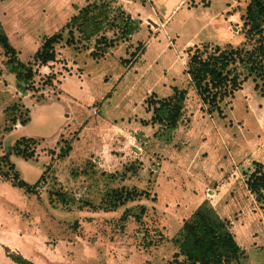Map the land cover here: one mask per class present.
<instances>
[{"label":"rangeland","instance_id":"1","mask_svg":"<svg viewBox=\"0 0 264 264\" xmlns=\"http://www.w3.org/2000/svg\"><path fill=\"white\" fill-rule=\"evenodd\" d=\"M88 0H0V27L24 62L45 36L60 30ZM141 26L94 57L88 44L55 45L56 60L37 68L34 87L18 90L14 76L0 73V155L23 135L40 140L34 158L12 155L20 176L36 193L0 178V264L21 254L35 264H177L175 236L204 201L230 222L242 248L232 264H264V206L247 185L264 166V75L248 77L210 111L187 73L195 47L245 44V12L251 0H117ZM264 34V24L262 26ZM5 56L0 48V68ZM186 90L183 121L172 140L159 127L147 99ZM29 107L28 123L5 132V108ZM60 139L71 151L60 156ZM113 175V176H109ZM147 194L102 208L112 187ZM60 188L72 204L54 199ZM94 204V207L85 203ZM143 204L141 220L121 219Z\"/></svg>","mask_w":264,"mask_h":264},{"label":"trees","instance_id":"2","mask_svg":"<svg viewBox=\"0 0 264 264\" xmlns=\"http://www.w3.org/2000/svg\"><path fill=\"white\" fill-rule=\"evenodd\" d=\"M264 0H251L245 12L248 37H256L251 47L245 44H227L195 47L187 58V73L190 81L202 99L209 104V110L219 108V101L239 89L252 75H264ZM141 19L127 12L117 0H88L57 32L45 36L33 54V62H24L11 43L6 32L0 27V48L5 56L3 69L14 76L18 90L26 93L34 87L37 68L56 60L55 45L62 40L65 44L86 45L95 39L94 57H101L119 41L128 40L137 33ZM186 90L175 89L170 95L147 99L151 116L147 122L157 124L154 136L163 144L172 140L173 133L183 121ZM7 124L5 132H11L17 123L24 125L31 119L29 107L14 102L5 108ZM40 140L33 136H21L8 152L0 155V178L9 181L13 187L36 193L37 184L23 179L11 156L25 160L34 158L35 147ZM60 156H66L72 149L70 139H60ZM256 167L247 179L248 188L264 206V166L254 162ZM109 176H113L110 175ZM52 199L62 204H72L75 198L66 191L50 190ZM147 194L136 187H112L102 197L101 206L114 210L118 206ZM85 203L94 207L88 200ZM146 211L143 204L127 207L121 219L133 217L141 220ZM177 247L172 259L177 264H232L242 253V248L230 228V222L220 216L208 202H202L191 216L184 220L175 236L169 238ZM12 264H35L21 254H12Z\"/></svg>","mask_w":264,"mask_h":264}]
</instances>
